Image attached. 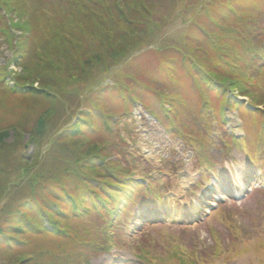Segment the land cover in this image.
<instances>
[{"label": "rangeland", "instance_id": "obj_1", "mask_svg": "<svg viewBox=\"0 0 264 264\" xmlns=\"http://www.w3.org/2000/svg\"><path fill=\"white\" fill-rule=\"evenodd\" d=\"M202 1L216 2L213 9L226 7L221 5L223 0L221 4L218 0H162L152 23H142L139 39L128 37L120 42L121 34L111 36L112 41L100 51L99 40L85 30H71L80 35L77 42L65 40L61 46L76 47L73 58L80 67L83 60L89 64L84 61L87 69L81 68L78 80L69 70L61 119L50 118L45 128L42 126L44 133L40 136L36 132L37 145L32 143L31 133L49 104L44 98H25L9 90L20 66L0 40V66L5 65L8 73L0 79V130H7L0 141L4 146L1 151L6 153L0 157H12L11 163L17 165L14 160L18 156L42 155L62 133L67 141L84 136L93 144L119 143L120 153L112 160L127 171L125 179L149 184L146 190L135 188L125 209L115 213L112 229L128 242L126 247L91 255L89 264H264V110L244 107L251 98H264V75L253 79L251 68L249 74L243 72L237 83L248 96H239V90H234V103L229 108L221 96L198 89L191 69L176 50L189 52L194 48L186 43V36L196 38L195 44H205L199 30L207 11L200 15L195 11L197 5L200 10L207 9L200 6ZM184 3L185 8H181ZM189 3L192 12L182 13ZM52 10L67 14L66 1ZM38 13L43 21L33 26L39 33L30 37L26 51L42 42L38 38L36 43L35 37L42 36L47 15ZM245 13L253 18L259 14L253 7ZM177 14L184 15L183 22L174 20ZM259 17L264 26V13ZM80 18H69V23L79 26ZM82 22L86 26L88 19ZM147 23L148 29H143ZM15 33L16 37L20 34ZM132 48L108 67L107 58L115 60L119 49ZM205 53L211 61L212 50L208 47ZM93 54L98 57L91 59ZM53 104L59 112L60 105ZM78 117L83 119L81 126L76 134H68ZM136 249L145 252L143 259L137 258Z\"/></svg>", "mask_w": 264, "mask_h": 264}, {"label": "trees", "instance_id": "obj_2", "mask_svg": "<svg viewBox=\"0 0 264 264\" xmlns=\"http://www.w3.org/2000/svg\"><path fill=\"white\" fill-rule=\"evenodd\" d=\"M6 1L0 0V40L20 66L19 72L12 77L14 87L9 90L18 96L25 95V98H44L43 101L49 104L31 133L34 134L33 143L36 132L41 136L50 118H57V122L61 119L69 70L74 71L73 76L77 79L81 68L87 69L85 60L80 67L73 58L76 47L61 46L66 41L77 42L80 35L71 30H85L87 35L99 40L101 46L97 51L112 41L111 36L121 34L123 37L117 40L120 42L128 37L139 39L142 23H152L162 0H36V7H33L34 0ZM65 1L67 14L64 10H52L55 5L56 9L60 8ZM217 2L221 4V0ZM223 3L221 5L226 7L223 6L222 10L213 9L216 2L209 1L200 3L201 7L207 8L204 11L198 5L195 7L199 15L207 11L204 26L200 24L199 30L205 44H195L193 40L196 38L186 36V43L194 44V48L189 52L177 49L176 55L179 54L191 69L190 75L198 89L221 96L229 108L234 103V90H239V96H248L244 87L237 83L243 72L249 74L251 68L250 78L253 79L264 75V26H261L259 17L260 12L264 13V0H223ZM192 6L187 4L182 13L192 12ZM251 7L259 13L255 15L257 18L245 13ZM38 10L46 13L47 25L41 27L42 36L35 37V42L38 38L42 40L40 45L32 49L28 46L26 51L25 45L30 37L34 32L39 33V28L33 29V26L43 21ZM76 17H81L82 21L87 18V25L81 21L79 26H72L69 18ZM238 19L244 20L239 23ZM174 20L183 22L184 15L179 17L177 14ZM148 25L143 29H148ZM15 32H20L18 37ZM208 47L214 55L211 61L205 58ZM123 50L116 52L115 60L106 59L108 67L116 65L134 49ZM79 51L82 57L80 48ZM97 57L93 54L91 59ZM97 60L95 62L100 61ZM85 62L89 64V60ZM7 75L6 66L1 65L0 79ZM53 102L60 105L59 112ZM250 102V106L264 110L263 97L256 96ZM80 119L83 120L78 117L68 134H76L78 126H81ZM12 131L16 133V127ZM6 132L5 129L0 130V141ZM64 135L56 136L40 156L38 153L18 156L14 160L17 165L11 163L12 157L5 160L0 157L1 264H89V256L122 249L128 243L112 229L115 213L125 209L135 188L146 190L149 184L125 179L127 171L121 170L117 160H112L120 153L117 149L119 143L95 141L93 144L84 136L79 141H67ZM3 147L0 145V153H6L1 151ZM19 249L24 251L18 252ZM136 252L137 258L143 259L145 252L141 254L142 251L137 249Z\"/></svg>", "mask_w": 264, "mask_h": 264}]
</instances>
